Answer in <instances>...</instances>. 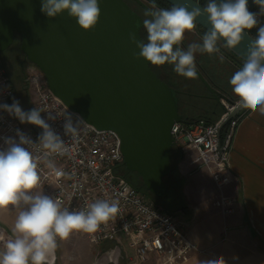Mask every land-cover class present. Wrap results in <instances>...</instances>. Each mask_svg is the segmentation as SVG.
I'll list each match as a JSON object with an SVG mask.
<instances>
[{
    "label": "water",
    "instance_id": "1",
    "mask_svg": "<svg viewBox=\"0 0 264 264\" xmlns=\"http://www.w3.org/2000/svg\"><path fill=\"white\" fill-rule=\"evenodd\" d=\"M161 1L170 6L197 4L193 0ZM255 7L248 0L249 10ZM100 8L98 25L86 32L66 11L47 17L41 12V0H0V56L19 38L25 59L44 75L53 96L96 131L113 132L125 169L137 174L151 195L163 197L171 174V128L182 121L176 97L149 63L133 56L139 49L129 36L140 39L139 18L122 0H100ZM197 22L206 31L210 28L206 15ZM251 38L246 32L241 45L228 51L244 62ZM230 104L234 108L221 122L219 137L246 110L237 102ZM120 256L119 249L113 256L105 252L95 264H118Z\"/></svg>",
    "mask_w": 264,
    "mask_h": 264
},
{
    "label": "clouds",
    "instance_id": "2",
    "mask_svg": "<svg viewBox=\"0 0 264 264\" xmlns=\"http://www.w3.org/2000/svg\"><path fill=\"white\" fill-rule=\"evenodd\" d=\"M258 11L248 8V0H207L202 8L198 4L187 6L173 3L170 8L159 7L151 0V7L145 11L143 27L147 42L131 34L129 39L139 49L135 59H143L153 66L169 64L180 76L195 78L197 65L195 57L200 54H221L222 46L236 49L241 45L245 33L257 28L258 17L264 15V0H253ZM74 18L80 29L91 31L96 28L101 17L100 0H41V12L55 18L64 12ZM207 16L210 28L203 34L200 43H190L185 49L182 42L185 33L193 31L198 18ZM244 63L230 78L233 94L238 97L237 105L255 111L264 106V25L257 28V34L245 52ZM0 110L15 117L21 124H31L42 129L38 140L20 129L16 137H4V147H0V209L11 206L17 210L11 235L0 232V264H55L58 240H66L74 231L92 233L102 222H106L119 212L115 200L99 199L79 211L64 208L52 196L38 191L40 175L37 159L29 147L42 151L47 166L55 169L48 157L69 152L66 142L55 132L48 120L55 116L49 113L47 119L41 110L33 108L25 111L20 102L0 104ZM84 122L80 117L73 120V114L66 113L64 134L75 135L77 125ZM57 174L60 175L59 171ZM200 264H227L223 256L201 261Z\"/></svg>",
    "mask_w": 264,
    "mask_h": 264
},
{
    "label": "built area",
    "instance_id": "3",
    "mask_svg": "<svg viewBox=\"0 0 264 264\" xmlns=\"http://www.w3.org/2000/svg\"><path fill=\"white\" fill-rule=\"evenodd\" d=\"M26 91L33 96V108L40 109L48 123L66 142L69 152L53 154L48 159L55 169L47 166L42 151L29 147L37 159L40 190L56 199L62 207L79 211L99 199L115 200L119 205L116 216L102 222L92 233L74 231L88 240L91 246L116 244L118 249L125 239L133 251L134 264H185L195 247L188 240L185 225L175 213H170L152 203L134 190L119 174L124 166L120 142L113 132H99L84 122L77 125L75 135L64 134L65 114L71 113L50 92L44 75L29 64L24 70ZM15 89L0 60V104H11ZM224 116L205 126L204 121L192 124L175 123L171 128L173 147L188 161L194 173L206 171L221 191L231 182L229 151L238 128L241 115L231 120L218 136V128L233 110L223 102ZM73 114V113H71ZM73 114V120H76ZM20 129L36 142L42 129L21 124L18 119L0 110V147L4 137H16ZM59 171L60 175L57 174ZM214 206L224 215L235 212L234 201L223 195ZM60 240H58L59 242Z\"/></svg>",
    "mask_w": 264,
    "mask_h": 264
},
{
    "label": "crops",
    "instance_id": "4",
    "mask_svg": "<svg viewBox=\"0 0 264 264\" xmlns=\"http://www.w3.org/2000/svg\"><path fill=\"white\" fill-rule=\"evenodd\" d=\"M8 78L16 98V84ZM229 167L231 182L220 191L206 171L192 172L188 161L178 165L182 199L181 210L175 214L196 249L185 264L220 256L227 264H264V106L241 114L229 151ZM221 195L234 201L233 214L224 216L214 206ZM16 215L11 206L0 209V228L6 235H11ZM117 249L116 244L91 246L86 238L72 233L58 242L56 264H95L100 255L108 252L113 256ZM120 249L118 264H129L132 258Z\"/></svg>",
    "mask_w": 264,
    "mask_h": 264
},
{
    "label": "flooded vegetation",
    "instance_id": "5",
    "mask_svg": "<svg viewBox=\"0 0 264 264\" xmlns=\"http://www.w3.org/2000/svg\"><path fill=\"white\" fill-rule=\"evenodd\" d=\"M139 18V35L140 39L147 42V33L143 27V20L150 17L145 16V11L151 7L148 0H122ZM201 7H204L207 0H193ZM159 7L170 8L165 2L157 4ZM205 29L200 26L185 33V39L182 47L187 48L188 44L200 43ZM221 54L224 56L221 62L220 54H200L197 53L195 63L197 65V75L195 78H186L178 75L173 66L165 64L163 66L149 67L154 75L174 93L177 101L179 115L183 123H196L204 121L206 123H216L224 116L225 103L237 102L232 88L229 84L231 76L242 67V61L233 56L227 48L222 46Z\"/></svg>",
    "mask_w": 264,
    "mask_h": 264
},
{
    "label": "trees",
    "instance_id": "6",
    "mask_svg": "<svg viewBox=\"0 0 264 264\" xmlns=\"http://www.w3.org/2000/svg\"><path fill=\"white\" fill-rule=\"evenodd\" d=\"M151 2V0H148ZM162 2L161 0H156V3ZM259 6L256 5L253 12L258 11ZM260 25H264V15L260 16V21L257 25V28ZM257 28H253L250 32H248L252 37H256ZM1 60V58H0ZM2 62V61H1ZM29 63V62H28ZM30 64V63H29ZM186 123V122H185ZM186 124H192L188 122ZM32 128H35L33 125L30 124ZM183 160L182 154L177 151L174 147L172 149V158L170 162V170L171 174L167 179L166 186L167 192L163 197H157L151 195L146 188L144 187L140 177L135 173L128 172L125 167L123 166L122 170L119 172L120 176L137 192L148 198L154 205L170 212V213H177L181 210V199H182V181L179 177L178 173V165ZM112 245V244H106Z\"/></svg>",
    "mask_w": 264,
    "mask_h": 264
},
{
    "label": "rangeland",
    "instance_id": "7",
    "mask_svg": "<svg viewBox=\"0 0 264 264\" xmlns=\"http://www.w3.org/2000/svg\"><path fill=\"white\" fill-rule=\"evenodd\" d=\"M258 21H260V16L258 17ZM0 58L8 76L16 84L17 95L15 99L20 102V105L23 110L28 111L33 109L31 104L33 101V96L30 95L29 97V93L26 91L23 81L24 79L23 76L25 75L24 70H26V67L29 65V63L25 59L20 49V39L16 38L11 48L5 51L4 53H2ZM22 73H24L23 76ZM33 126L41 130L37 126L35 125ZM121 248L123 249L126 257L132 258L133 260V256H134L133 251L132 249H130L125 239H122ZM129 264H134V263L133 261H130Z\"/></svg>",
    "mask_w": 264,
    "mask_h": 264
}]
</instances>
